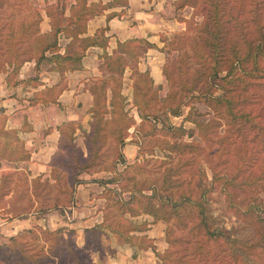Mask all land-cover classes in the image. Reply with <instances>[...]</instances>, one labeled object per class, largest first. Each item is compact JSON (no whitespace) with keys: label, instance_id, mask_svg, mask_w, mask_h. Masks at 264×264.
<instances>
[{"label":"trees","instance_id":"trees-1","mask_svg":"<svg viewBox=\"0 0 264 264\" xmlns=\"http://www.w3.org/2000/svg\"><path fill=\"white\" fill-rule=\"evenodd\" d=\"M22 1L28 2L30 7L27 8L30 9L31 17L21 22V27H25L23 30L20 28L19 33L28 34L32 53H27L26 46H20L21 34L19 43L11 40L19 48L18 53L16 47H11L14 48V54L10 60L14 62L16 71H20L26 61H35L36 69L46 61L49 64L48 69L57 70L63 75L67 70L82 66L83 57L90 46H102L103 51L99 53L102 58L101 74L94 77L89 85L94 100L90 107V128L84 131L86 148L77 144V124L72 120L63 122L59 125L58 149L49 162L50 176L42 179V173H39L31 178L32 182L42 181L48 186H56V182L61 185V177L65 176L63 185L68 193L67 198L61 199L57 196L52 202L38 201L41 203L36 206L32 196H29L26 203H19V200L8 203L5 195L10 192L11 187L6 185L4 177L8 172L17 171L2 169L0 187L4 185L7 188L0 193V210H4L9 217L45 213L63 204L70 205L76 185L84 181L79 175L98 164L101 165L95 168H107L102 164L103 153L100 151L104 136L110 131L122 144L125 140L123 130L134 121L127 114L126 105L129 99L123 91V77L128 67L133 69V101L138 106L143 121L149 114L145 111L149 101L144 97L149 91L157 101H162V106L166 105V110L179 115L183 106L188 104V94L195 95L198 92L200 96L201 93H206L211 97V86L215 90L223 88L234 91L242 84L245 93H242L243 90L236 96L234 93H218L214 95L216 101H209V104L214 114L225 120L223 137L226 143L234 146L241 143L245 146L244 149L248 148L249 142L250 146L258 143L264 150V103L258 104L264 101V3L261 0H179L177 7L191 4L203 14L199 28L205 32L202 45L210 50L211 61L207 62L209 71L206 74L210 83L206 88L195 83L196 78L189 80L186 76L181 79L175 74L174 67L170 68L166 64L162 68L168 82L165 95L161 94L163 86L156 84L150 69L141 70L138 67L144 53L150 47L161 48L160 43L144 36H135L119 40L113 51L109 52L107 45L110 36L106 34L109 24L98 28L94 35L86 34L91 17L119 4L125 6L128 0H44L43 3ZM240 9L244 12L242 19L239 15ZM123 12L124 7L112 10L108 13V19ZM46 17L49 27L43 28ZM232 31L236 35L240 31L242 47H239L238 37L228 34ZM160 39L164 42L163 35ZM29 82L37 87L43 81L35 75L29 78ZM61 89L62 85L55 84L35 90L30 101H57ZM193 120L198 127L203 128L198 119ZM216 121L217 125L222 123L220 119ZM154 128L161 130L164 135L169 134L173 139L160 138L152 149L168 142V149L172 152L170 156H174V153L196 152V141L182 139L185 134L193 136L196 131L194 127L186 128L182 124L176 125L164 119L161 127L154 125ZM11 131L16 133L15 137L10 135ZM4 132L6 137L0 147V159H29L30 151L22 139L19 145L17 128L5 129ZM193 155L185 160L194 163ZM253 157V154H249L235 171H219L212 165V182L210 185H200L196 194L192 184L183 185L181 166L186 165L185 160L183 164L176 161L175 165L165 166L162 175L155 178L145 175L142 169L144 166L140 163L127 162L113 175L98 179L107 192L105 211L101 221L84 228L83 244H79L74 238L75 227L51 228L34 224L11 235L8 241L0 242V264H109L99 262L96 255L103 259L106 255L114 256L117 253V248L106 246L104 240L106 235L111 234L118 240H125L141 248H153L159 257L158 264H223L222 262L228 260L234 264H256L255 260H250V256L258 246L264 245V206L256 201L255 196L257 190L264 188V157L259 174H246V169L255 161ZM161 161L172 163L168 159ZM217 182H221V188L235 212L241 216H250L257 233L261 234L260 237H256L254 241L239 239L230 229L216 221L209 205V192L210 187ZM122 191H130L128 197H123L120 194ZM236 192H242L250 201L236 200ZM33 194L39 196L40 191ZM142 213L151 214L153 218L137 219L136 216ZM160 219L169 222L166 228L169 246L162 251L146 232L151 222ZM176 226L184 230L182 234L173 235ZM239 241L242 242L240 247L237 245ZM210 243L215 246L214 250ZM178 244L182 245L178 247Z\"/></svg>","mask_w":264,"mask_h":264},{"label":"rangeland","instance_id":"rangeland-1","mask_svg":"<svg viewBox=\"0 0 264 264\" xmlns=\"http://www.w3.org/2000/svg\"><path fill=\"white\" fill-rule=\"evenodd\" d=\"M30 1L32 3H43L44 0ZM166 1L170 3L171 10L169 12V17L167 18L165 29L161 32V35L164 37V42H160L162 47L159 48V50L164 54L163 66L169 64L170 68L174 67L175 74L181 79H184L186 76L189 80L196 78L197 81L195 83H199L202 87L205 86L207 88L208 83H210V79L206 78V74H208L209 71L207 62H210L211 59L210 50L202 45V37L205 35V32L200 30L199 25L203 19V14L191 4L177 7L179 0ZM261 3H264V0H261ZM27 7L30 6L26 1L0 0V73L8 71L9 82L14 83V85L19 81V69L16 71L14 62L10 60L14 54V48L11 47H16L15 42H11V40L18 41L19 43V34H21L19 33V29L21 28L23 30L25 27H21L22 25L20 24L31 17L30 9ZM236 9H234V11H236ZM239 15L241 19L244 17L242 9H240ZM226 16H228L227 12ZM228 34H231V36L233 35V37H238L239 47H242L240 31L237 35L233 31ZM28 37L27 33L21 34L22 43L20 46L22 48L26 46L25 50L27 53H32L29 44L30 39L28 40ZM16 50H18L17 52L19 53V48L16 47ZM143 56L139 61H143ZM27 64L29 65V63ZM48 65L49 64L46 61H43L40 67L36 69L35 67L32 68V64H30V68L27 69V73L31 74L29 78L34 77L35 75H38V79H40L39 77H45L47 73L45 69ZM139 66L138 62V67ZM128 69L132 68L128 67ZM133 80L134 73L126 71L123 77V91L127 97L131 96L130 99L128 98L129 101H127L126 109L128 116L134 119V121L132 120L133 122L130 123V126L123 130L125 133L124 143H119L110 131L104 136L101 146L102 149L100 151L103 153L102 164L107 168H95L101 165L98 164L97 166L92 167L89 171L82 172L79 176L84 179V181L76 185L74 199L70 205L63 204L56 208H52L45 213H29L28 215L19 217H9L4 210H0V242H6L11 235L37 224L39 226L51 228L60 226L75 227L76 235L74 238H76L79 244H83L84 233L82 234L79 232L77 227L78 224H60L61 218H66L69 223H71V220L80 214L79 212L75 214V211L73 212L72 208V205L75 204V199H77L81 205L90 208L87 209L88 213L91 211L92 215L99 214L96 218L101 219L105 211V205L107 202L105 195L107 192L104 190V186L98 182V179L113 175L115 171L122 169L127 162L140 163L141 166H144L142 168L144 169V174L155 178L162 175L165 166L169 164L175 165L177 163L176 161H180L183 164V161L187 159L188 156L194 154V163L185 160L184 164L186 165L181 166V176L184 179L183 185L192 184L194 194L197 193L200 185H210L212 182V165H214L219 171H223L224 169L235 171L238 165L242 164L243 160L249 157V154H253L255 161L246 169V174H259L261 172L264 150L261 148L260 144L254 143L250 146L251 142H249V145L247 146L248 148L244 149L245 146L240 142V145L236 146L226 143V140L223 137L225 134V120L221 117L218 118L209 104V101H216L214 95H217L218 93H226L227 95L234 93L235 96L238 95L239 92L244 89L242 84H240L234 91H227L223 88L215 90L211 86L210 89L213 90V95L211 97L206 93H201L200 96H198V92H196L195 95L188 94L186 98L188 104L183 106L182 112L179 115H174L166 110V105L162 106V101H157L158 99L154 97L151 91H149L144 95L149 101L145 107V111L149 114L148 118L143 121L140 115V110L133 101ZM30 84L33 83L30 82ZM167 88L168 82L166 80V85L161 90L162 95H165ZM56 89H58V87H56ZM251 91L252 89H250V92ZM242 93H245V90H243ZM33 94L34 92H31L30 97ZM6 95L8 97L16 98L11 100L15 102L10 104V106L3 105L2 108H0V147L5 141V129L10 130L11 128H17L19 145L22 139L19 134V85L16 88H13V90L7 91ZM262 103H264V101L258 102L259 105ZM5 108H8V110L6 111ZM194 118L202 123L203 128L197 126L196 121L193 120ZM164 119H167L176 125L182 124L186 128L194 127L196 129L193 136H187L185 134L182 137V139L194 140L198 143L196 152H187L183 154L174 153V156H170V153L172 152L168 149V142L164 143V146H155L154 149H152L153 145L156 142H159L160 138L169 139L171 137L169 134L164 135L161 130L154 128V125H156L157 128L161 127ZM217 119H220L222 122L220 125H217ZM91 120L92 118L89 121L88 128H83V132H80L77 135V144L84 149L86 148L84 131L90 128ZM120 120L123 121V118ZM10 135L15 137L16 133L11 131ZM172 139L173 137H171L170 140ZM128 142L130 143L127 146ZM162 159H168L172 163H164L161 161ZM29 166L28 159L19 161L0 159V176L2 169L17 171L14 173L8 172L4 177L6 185L11 187L10 192L5 195V201L11 203L19 200V203H26L29 200V196H32L31 198L36 206L38 203H41L38 201L46 202L50 200L52 202L53 198H57V196L61 199L67 198L68 193L65 190L66 187L63 185L65 176L61 177V185H57L58 182H56V186H48L44 182L42 183V181L32 182L31 178L35 177L37 174H35ZM49 174L50 171L48 174L43 172L42 179L50 176ZM220 183L221 182H217L214 186H211L209 192V205L216 221L230 229L233 235L237 236L239 239L254 241L256 237H260L261 234L257 233L254 223L250 220L251 218H249L250 216H241L239 213L237 214L235 212L234 207L230 204L229 199H227L226 193L222 190ZM195 185H197L196 188ZM6 188L7 187L4 185L0 187V193L4 192ZM28 191L30 194H28ZM36 191H40L39 196L33 194ZM129 193L130 191H122L120 194L123 197H128ZM255 196L256 201H260L262 206H264V188L259 191L257 190ZM235 198L236 200L243 199L244 201H250V199L242 192H236ZM1 199L4 200L3 198ZM85 211H83L81 215L87 213ZM72 212L73 218L70 219ZM146 214L147 213H142L139 216H136V218L144 220L146 219L144 218ZM262 214L264 215V210L262 211ZM160 220L163 221L162 227L158 228L156 226V228L165 231L162 240L167 241V248L169 242L166 236V228L169 222L164 219ZM163 225H165V227H163ZM177 227L178 226L174 227L173 235L182 234L184 231ZM147 234L149 233L147 232ZM151 238L155 239L154 236H151ZM104 240L106 246L110 245L112 247H117L119 245V240L113 234L106 235ZM121 241V244L126 243L125 240H120V242ZM181 245L182 244H178V247ZM237 245L240 247L242 242H237ZM210 246L214 250L215 246L211 243ZM94 253L97 254V252ZM96 259L99 262H105V259H99L97 255ZM252 259L255 260L256 264H264V245L258 246L255 252L251 253L250 260ZM222 263L234 264L230 260Z\"/></svg>","mask_w":264,"mask_h":264},{"label":"crops","instance_id":"crops-1","mask_svg":"<svg viewBox=\"0 0 264 264\" xmlns=\"http://www.w3.org/2000/svg\"><path fill=\"white\" fill-rule=\"evenodd\" d=\"M92 1L97 0H88V2ZM102 1L106 2L108 0ZM123 7L125 12L108 19L109 12L120 10ZM170 10V3L166 0H128L125 6L119 4L91 17L88 20L86 34L94 35L98 28L109 24L110 28L106 30V34L110 36L107 45L109 52L113 51L119 40L135 36H144L151 41L160 43L161 32L165 29ZM46 27H49L48 17L43 22V28ZM62 41L65 42L66 40L62 39ZM102 51V46H90L83 57L82 66L77 69L67 70L63 75L59 71L48 69L47 67L45 69L47 72L46 76L39 77L43 82L37 87L30 84L28 80L31 74L27 73V69L30 68V64L34 68L35 61L33 60L26 61L22 65L19 71V81L15 85L9 82L8 71L0 73V107L3 105L10 106V104L15 102L11 100L16 97H8L6 92L13 90L19 85V134L25 142L26 148L30 151L29 168L35 174L49 173L51 156L58 149L60 124L69 120L74 121L77 124V135L83 132V128H88L89 121L92 118L90 107L94 100L89 85L94 77L101 74L100 63L102 58L99 53ZM142 59L143 61L139 62L140 69L149 68L156 84H161L164 87L166 79L162 69L164 63L162 51L156 47H150ZM126 71L131 73L132 69L127 68ZM55 84L62 85L57 101L32 102L29 100L30 93L34 92V90ZM128 98L130 99L131 96ZM5 109L6 111L8 110V108ZM129 143H127V146ZM72 208L75 214L78 212L80 214L75 216L71 223L66 218H61L60 224H78L76 226L82 234L85 227L93 225L102 219V217L101 219L96 218L99 214L92 215L91 211L88 213L87 209L89 207L81 205L77 199H75V204L72 205ZM83 211L87 213L81 215ZM73 212L70 215V219L73 218ZM144 218L151 220L153 217L150 214H146ZM162 222V220L151 222L149 224L150 228L147 230L149 235L154 236V242L158 245L159 250H164L167 246V241L162 240L165 231L163 229L158 230V228L162 227ZM121 243L122 241L120 242L119 240V245L116 247L117 253L114 256L106 255L103 258L105 259L104 263L158 264L159 257L153 248H141L129 242Z\"/></svg>","mask_w":264,"mask_h":264}]
</instances>
